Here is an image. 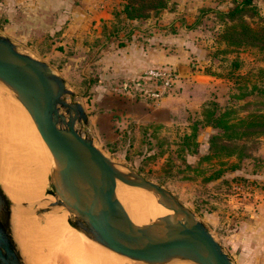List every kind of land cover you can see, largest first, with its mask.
<instances>
[{"label": "rangeland", "instance_id": "1", "mask_svg": "<svg viewBox=\"0 0 264 264\" xmlns=\"http://www.w3.org/2000/svg\"><path fill=\"white\" fill-rule=\"evenodd\" d=\"M53 1V6L44 9L25 5L27 0H0V34L9 37L20 52L47 62L65 79L67 87L74 92L69 101L80 102L88 115L81 131L92 137L95 145L120 168L136 172L176 196L206 225L234 264H264V137L254 140L249 146L251 157L243 159L206 158L210 154L209 138L215 132L207 128H198L190 146L183 144L195 122L201 120L202 107L208 102L230 107L238 117L256 109L259 95L255 87L264 85V73L260 71L264 69V51L247 47L226 53L227 47L220 41L223 23L214 12L200 11L203 8L227 11L233 0H171L166 9L171 13L161 24L158 21L156 28L155 17L159 15L150 17V21L149 18L134 20L137 22L125 20L120 14L125 0ZM253 2L256 14L248 20L264 23V0ZM105 8L109 18L100 16L99 12ZM175 12L180 13L177 17L184 20V26L181 22L170 23ZM178 27L193 37L195 47L188 43L184 51L192 52L196 59L186 63L191 73L189 78L179 74L187 81L168 92L176 97L173 113L159 105L161 99L152 98L156 85L151 81L136 77L135 80H141L104 85L101 79L104 65L99 60L107 46H121L131 34L174 32L179 31ZM233 62L238 64L237 68ZM156 67L171 68L168 64ZM125 84L130 86V91L125 90ZM10 93L11 110L3 127H9L12 116L34 135L25 118V109ZM2 131L0 163L7 158L13 168L16 151L7 143L6 132L7 138L3 139ZM37 139L35 136L36 143ZM7 197L12 202L11 231L27 257L34 252L39 264L56 260L61 248L51 239L54 223L45 233L28 228L32 243L22 242L17 232L25 211L38 220L53 211L30 204L31 200ZM68 216L82 221L69 225L83 228V223L87 227L82 215ZM20 231L22 235L27 233ZM190 263L195 264L191 258Z\"/></svg>", "mask_w": 264, "mask_h": 264}, {"label": "water", "instance_id": "2", "mask_svg": "<svg viewBox=\"0 0 264 264\" xmlns=\"http://www.w3.org/2000/svg\"><path fill=\"white\" fill-rule=\"evenodd\" d=\"M185 75V68H179ZM0 83L14 94L31 117L54 161L66 176L71 201L91 234L106 248L131 261L165 264L172 259L168 243L155 241L146 225L131 222L116 194V183L139 187L173 211L171 219L187 231L185 248L197 264H234L206 225L163 186L120 168L81 127L88 122L84 106L69 101L74 92L45 61L20 52L0 34ZM70 199V200H69ZM12 202L0 188V264H23L10 228Z\"/></svg>", "mask_w": 264, "mask_h": 264}, {"label": "bare ground", "instance_id": "3", "mask_svg": "<svg viewBox=\"0 0 264 264\" xmlns=\"http://www.w3.org/2000/svg\"><path fill=\"white\" fill-rule=\"evenodd\" d=\"M10 95V91L4 85H0V126L2 130L4 122H6L5 116L11 110ZM23 109L21 110L23 111ZM24 115L30 124V132L34 135L29 133L25 127L22 128L23 126H20L21 123H18L17 118L15 119L12 116L9 127L6 126L5 131L0 129L3 132L1 133L2 136H5H3V139L8 137L7 143L14 147L17 156L15 157L16 166L13 168L12 163L8 162L7 158L3 162L1 161L0 186L6 188L3 189V192L7 196L21 200H31L32 203L29 202L30 204L36 207H44V209L55 213H48L45 219L38 220L33 217L35 215L25 211L21 223L18 222L17 225V232L21 241L26 244L32 243L33 238L28 233V228L45 233L46 228L54 223V227L51 228V239L60 246L61 255L58 254V258L49 264H143L131 261L105 248L91 234L88 226L84 228L83 223V228L69 225V223L82 221L73 219V217L72 219L69 218L68 215L81 216V213L71 201L60 197V194L67 198L71 195L65 173L57 167L51 150L31 121L29 114L24 112ZM35 136L36 139L38 138L37 143L34 141ZM8 139L11 140L8 141ZM115 190L131 222L146 225L151 230L152 236L159 237L154 238L155 241L166 242L173 249L172 259L165 264H191L185 248L187 231L171 219L172 210L157 202L154 195L145 189L127 187L121 183H116ZM20 230H25L27 233L22 235ZM13 238L21 254L23 264H39L38 255L32 252L28 258L14 235ZM195 264L197 263L195 262Z\"/></svg>", "mask_w": 264, "mask_h": 264}, {"label": "trees", "instance_id": "4", "mask_svg": "<svg viewBox=\"0 0 264 264\" xmlns=\"http://www.w3.org/2000/svg\"><path fill=\"white\" fill-rule=\"evenodd\" d=\"M171 0H125L120 14L125 20H144L158 16L168 8ZM254 0H233V6L227 11L200 10L202 14L212 11L223 23L224 29L220 41L227 49L226 53L236 52L247 47L259 48L264 51V23H253L248 19L256 14ZM250 15V16H249ZM249 16V17H248ZM237 68L238 64L233 62ZM173 69V68H172ZM176 74L178 72L173 69ZM264 73V69L260 70ZM144 73V72H143ZM140 74L138 77H142ZM133 79L130 82H138ZM259 99L256 109L245 117H238L237 112L230 107H220L215 102L206 103L201 110V120L196 121L192 132L184 137V146H190V141L197 137L198 128L215 131L209 138L208 157L249 158V146L255 139L264 137V85L255 87ZM195 143V142H193ZM250 143V144H249ZM196 145V144H194Z\"/></svg>", "mask_w": 264, "mask_h": 264}, {"label": "crops", "instance_id": "5", "mask_svg": "<svg viewBox=\"0 0 264 264\" xmlns=\"http://www.w3.org/2000/svg\"><path fill=\"white\" fill-rule=\"evenodd\" d=\"M53 3V0H27L25 5H32L33 8L39 7L46 9L53 6ZM99 13L101 17H110L108 8H105ZM169 13L171 12H169L168 10H164L162 14H160L158 17H155V26L153 27L156 28V23L158 21L160 22V24L161 22H164V17L168 18ZM39 14L41 13L39 12ZM172 15L173 19L170 22L171 24L181 22V26L182 24L184 26V20L180 17H177L180 15V13L175 12L172 13ZM150 20L151 19L149 18V21ZM178 28L179 31L175 29L174 32H149L146 36H141L136 33L131 34V36L129 35V39H127L123 45L107 46L106 49L102 51L101 59L99 60L100 64L104 65L103 73H101V79L103 80L104 85L111 86L112 81H132L140 74H142L147 68L167 64L177 72L179 71L180 67L185 68V76L189 78L191 73L189 72V67L186 63H188L191 58H196L194 57V54H192V52H186L184 50L185 45L188 43L190 44L191 42L193 44L192 46L195 47L194 40L190 34L186 32L183 33L181 28ZM133 38L135 39L133 40ZM140 40H143L146 43L143 42V44L139 42ZM183 52L186 53V56L182 55ZM177 76L178 78L176 79L173 86L174 89L175 87L178 89L182 82L187 81L185 80V77L184 80L181 79L182 75L180 76L179 72ZM138 86H140L139 83ZM175 99L176 97L174 98L173 96H171V94L168 93L161 98V101L159 100L161 102L159 105H161V107L165 111L169 112L171 110V112L173 113V102L175 101Z\"/></svg>", "mask_w": 264, "mask_h": 264}, {"label": "built area", "instance_id": "6", "mask_svg": "<svg viewBox=\"0 0 264 264\" xmlns=\"http://www.w3.org/2000/svg\"><path fill=\"white\" fill-rule=\"evenodd\" d=\"M177 74L172 68L167 67H150L147 68L142 80L151 81L156 85V88L152 92L151 96L153 99H161L164 97L169 90L173 87ZM127 91H130V86L125 84Z\"/></svg>", "mask_w": 264, "mask_h": 264}]
</instances>
